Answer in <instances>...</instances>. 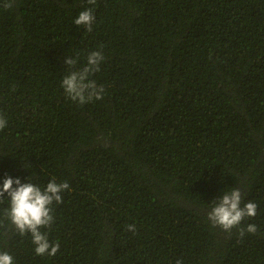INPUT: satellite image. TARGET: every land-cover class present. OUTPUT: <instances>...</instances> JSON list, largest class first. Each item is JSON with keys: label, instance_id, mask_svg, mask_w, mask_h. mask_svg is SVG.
Here are the masks:
<instances>
[{"label": "trees", "instance_id": "trees-1", "mask_svg": "<svg viewBox=\"0 0 264 264\" xmlns=\"http://www.w3.org/2000/svg\"><path fill=\"white\" fill-rule=\"evenodd\" d=\"M9 2L0 187L54 178L71 191L47 230L55 257L4 226L0 251L14 264H264V0ZM89 8L91 32L74 24ZM92 51L104 96L79 104L61 88L65 57L80 69ZM234 187L258 205L243 238L207 219Z\"/></svg>", "mask_w": 264, "mask_h": 264}, {"label": "clouds", "instance_id": "clouds-1", "mask_svg": "<svg viewBox=\"0 0 264 264\" xmlns=\"http://www.w3.org/2000/svg\"><path fill=\"white\" fill-rule=\"evenodd\" d=\"M90 5H95L96 0H87ZM0 7L9 9L12 7L9 0H4ZM93 9L81 11L74 24L84 27L88 32L92 31ZM79 57H65V64L68 66V74L61 80V88L65 96L79 104H85L91 100H102L104 88L98 86L96 81L90 77L100 70V64L104 56L100 51H92L87 55L86 65L78 69L76 67ZM8 121L0 116V130L7 126ZM29 181V180H28ZM71 191L67 181L57 183L53 178L46 186L41 187L32 182L22 183L20 178L13 179L7 176L0 187V203L7 202V207L3 209V220L0 226L11 228L15 234L21 237L30 235L31 243L34 245V253L37 256L55 257L60 250V243H52L49 240L47 230H51L55 223L54 205L63 203V193ZM5 194L7 199H5ZM242 192L238 188H232L225 192L212 203L211 211L207 214L208 221L213 227H220L225 232L231 233L239 229V236L243 238L245 232L255 234L256 224H248L246 228H241V222L245 218H252L257 215L258 205L254 201H248L242 205ZM3 221H8L4 224ZM127 231L135 232V224H128ZM0 264H14V258L7 251H0ZM176 264H182L177 260Z\"/></svg>", "mask_w": 264, "mask_h": 264}]
</instances>
